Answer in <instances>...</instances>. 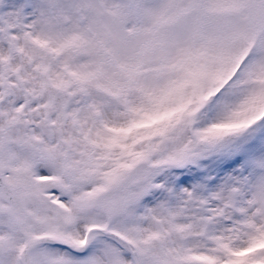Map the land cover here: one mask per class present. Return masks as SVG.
<instances>
[{
  "label": "snow or ice",
  "instance_id": "1",
  "mask_svg": "<svg viewBox=\"0 0 264 264\" xmlns=\"http://www.w3.org/2000/svg\"><path fill=\"white\" fill-rule=\"evenodd\" d=\"M0 264H264V0H0Z\"/></svg>",
  "mask_w": 264,
  "mask_h": 264
}]
</instances>
